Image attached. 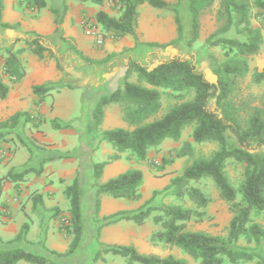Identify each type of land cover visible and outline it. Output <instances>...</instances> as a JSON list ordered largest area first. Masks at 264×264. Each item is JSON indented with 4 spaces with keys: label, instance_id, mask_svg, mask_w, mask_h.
Listing matches in <instances>:
<instances>
[{
    "label": "trees",
    "instance_id": "trees-1",
    "mask_svg": "<svg viewBox=\"0 0 264 264\" xmlns=\"http://www.w3.org/2000/svg\"><path fill=\"white\" fill-rule=\"evenodd\" d=\"M79 3L103 5L108 0H76ZM117 16L104 9L96 12V23L110 32L114 41L126 36H132L139 43L137 27L140 17V7L149 5L156 9L169 10L174 13L177 35L168 42H147L151 47H177L184 37V27L179 11L167 0H109ZM190 10V35L188 44L199 39L202 15L213 6L216 0H188ZM18 0V4H23ZM26 7L31 10L48 8L56 16L57 22H62L67 10L64 5L62 12L55 8L50 0H26ZM264 10V0H220L217 11L218 29L210 34L205 43L208 47L219 46L224 50L225 59L212 66L213 79L206 77L190 58L175 54L161 60L152 67L142 65L139 61L129 58L123 66V82L109 93L95 97L90 110L95 128L98 129L105 115V108L110 104L121 107L123 119L130 128L115 127L100 131L99 143L105 141L112 144L114 153L107 160L93 161V182L91 205L94 219L104 220L102 225L116 223L121 220H133L143 224L154 211H159L154 219L161 226L152 232L149 240L153 244L160 242L176 246L199 262V264H223L228 257L231 262L253 261L264 264V256L257 252L264 242V226L254 221V214L264 212V91L257 96L252 93L243 95L240 89L241 81L251 75L255 84L264 83V69L252 70L249 56L264 48V33L261 27L252 22L253 9ZM4 0H0V24L7 28L19 27V23L10 24L2 21ZM95 26V27H96ZM232 32V35L226 33ZM63 41L68 43L78 56L88 65L99 63L79 50L72 39L61 34ZM6 48L4 74L9 81L16 82L26 74L24 56L33 54L39 59L46 55L58 59V50L51 46L46 37L35 33L31 39H25L26 46ZM115 54H109L103 61L111 59ZM192 55V52H190ZM135 78V80H132ZM54 87L46 84L33 86V92L42 102L48 92ZM178 101L160 114L162 108V91ZM10 87L0 76V98L8 96ZM192 97L186 99L187 95ZM21 117L37 126L40 121L29 112H17L9 119L0 122V129H14ZM193 127L192 137L197 143L212 142L217 149L206 157L193 159L181 174L170 179V183L162 190H154L137 210H120L111 215L99 218L101 199L103 195L114 198H125L137 201L141 198L144 184V172L138 168H130L113 177L105 183L99 180L105 166L122 157L126 152L133 153L138 159L147 160L151 149L159 151L167 139L178 141L184 130ZM5 132H0V140ZM99 143L94 150L99 148ZM194 147L185 141L175 152L172 159L163 157L165 163L173 159L192 156ZM242 163L244 179L235 186L227 174L229 163ZM32 168H26L14 177L22 178ZM211 178L220 190L221 196L229 204L233 213L225 236L209 234L187 228V223L202 221L209 214L206 208L211 202L200 187L191 182L202 178ZM69 201V215L63 219L59 231L65 232L70 238L69 247L65 252H59L46 247L45 243H32L26 239L29 223H24L21 233L15 240L8 241V248L0 250V264H16L21 260L33 264H58L75 255L81 246L85 234V222L82 210V191L79 175L64 190ZM161 196V197H160ZM171 198L172 203L160 201L153 204L156 198ZM238 198H240L238 200ZM34 206H44L41 194H33ZM186 200L192 205L184 204ZM53 217L60 215V208L54 207ZM99 226L96 239L100 238ZM244 241L246 245H241ZM1 242V239H0ZM24 242L36 253L21 247H11L12 243ZM31 244V245H30ZM100 248L93 257V264L105 260L104 254L121 255L129 260V264H191L185 258L170 254L162 257L154 253L140 252L134 245L99 243ZM38 246V247H37ZM39 248V249H38ZM56 259H53L52 257ZM79 257V255H76Z\"/></svg>",
    "mask_w": 264,
    "mask_h": 264
},
{
    "label": "crops",
    "instance_id": "crops-1",
    "mask_svg": "<svg viewBox=\"0 0 264 264\" xmlns=\"http://www.w3.org/2000/svg\"><path fill=\"white\" fill-rule=\"evenodd\" d=\"M15 1L16 0H4L2 21L10 24L19 23V27L7 28L0 24V76L10 87L8 96L5 99L0 98V122L9 119L17 112L31 113L32 116H35L37 120L40 121L37 126H34L31 122H27L25 117H21L15 128L18 126H26L27 131L31 133L30 136H34V142L36 144L44 145L46 148H44L40 154L35 150L36 147L32 148L27 143V146L29 145L28 150L32 151L33 154V157L31 158L30 153L22 152L18 144H12V142H15L18 139L13 136V131H15V129H0V132H5V137L0 140V250L2 248H9L10 244H7V242L15 240L17 236H19L22 225L25 223L24 220L26 215H33V213H36L40 216V218L36 217V221L39 223L45 222L46 226L49 225V229L50 226H52L54 231L59 229L61 220L69 215V204L66 202L68 199L63 192V196H65L63 197L64 207L67 211L62 214L60 212V215L53 217L54 211L52 209L54 207L59 205L62 207H59L61 210L64 208L61 206L63 202H58L61 194H58L57 192L56 194L54 193L56 190L53 188V180L49 177V175L54 172L59 173L61 175L60 178L62 180L66 179V181H73L78 175L80 178L82 210L86 230L81 246L76 251V255H92L97 251L100 242L105 244H133L138 250H140L142 245V235L140 234V231L136 232L134 228L125 221L112 224V229L108 226H102L100 228L99 241L96 242L95 240L94 244L92 243L93 245H90L89 249L85 248V240L88 239V236L90 235L89 232H91L88 230L86 213L89 212L87 209L88 207L92 209L90 199L93 182V158L99 155L106 156L108 159L110 155L114 153L112 144L105 141L99 143L100 131L115 127L128 128L127 122L123 119L121 107L118 104L113 103L106 106L103 121L98 129L95 128L94 121L90 115V110L97 95L109 93L113 91L118 84L123 82V70L114 71L109 74H102L100 78L95 79L88 69V64L82 61L78 54L69 47L68 43L62 40L61 34L72 39L79 50L94 60L100 61L103 58V55L107 57L109 54L113 53L115 54L111 58V61H113L120 55L122 59L120 68L122 69L129 58L137 60L142 65H145L143 59L147 58L148 54L152 52V47L146 44L147 41L145 42L140 37L139 43H136L132 36H126L120 40L114 41L111 33L104 31V33L108 35L106 36L107 41L104 49L99 50L95 47L94 36L91 34L92 31L88 29V24L85 23V21L89 19V16L86 15H91V13H85L84 6L78 5L70 10L68 8L62 22H57L58 20L56 21V16L50 10H47L48 8L40 11L36 10V19L31 20L30 22L25 18H22L23 14L20 12L22 9L17 8V2ZM82 4L87 5V3ZM58 9H60V7ZM100 9L108 11L101 7L98 10ZM89 23H96L95 15L92 16V18L90 17ZM35 33L44 35L47 42L54 48H57L58 55L60 54V56L66 57L65 61L71 57L73 61H78L77 65L70 63L68 65L70 68H61V66L59 68V56L58 59H56L46 55L44 58L39 59L37 56L28 53L24 56L26 66L25 76L16 82L9 81L8 76L3 73L5 58L7 55L6 48L12 46L13 40L15 39H17V43L15 44L16 48L26 46L25 39L33 38ZM176 33L171 39L176 37ZM137 35L139 36L138 33ZM80 64L83 65L78 68V65L80 66ZM69 74L73 75V78L68 79ZM40 84L54 87L48 92L42 102H38L39 96L33 92V86ZM57 89L64 91V93L66 92L68 95L72 90H82V114L76 115V111L72 109L68 103L57 105L54 101L48 105V96ZM112 112H115V114L111 118ZM72 120L81 123L80 129L72 131L77 134V145L75 146L76 151L73 154L74 157L71 159L73 167L67 169L66 167H62L61 164H54L51 162L45 163L51 157L46 153L48 152V148L51 151L59 150L63 148L64 144L67 142V138L63 135L66 128L72 127ZM115 122H119L118 125H115ZM104 127L105 129H103ZM54 130L62 133L63 137L61 135L55 136ZM93 133L96 135L94 136ZM98 143L99 148L94 151V147ZM150 156L151 150L149 151L147 160L138 159L131 152L122 154L120 159L110 162L105 166L99 182L105 183L109 179L118 176L120 173L130 168L141 169L143 167L144 170L147 171L148 167L146 166ZM15 160L18 161V164H13V161ZM64 162H66V160H64ZM29 167L36 171L34 173L35 176L28 177L30 174V172H28L20 179L14 177L16 174ZM39 182H43L42 188L38 187ZM34 192L42 195L44 206H34ZM48 193L52 195H49ZM55 196L57 198H55ZM133 202V200L125 198H114L109 195H103L99 218L102 219L105 216L111 215L120 210H134L136 208L133 206ZM139 207L140 206L137 208ZM211 213L212 211L208 212V214ZM101 225L102 222L101 224H98L97 228L94 227L95 234L98 227ZM115 230H117L116 233H114ZM194 230L208 232L200 225H197V228H194ZM30 232L26 236L27 240H29L28 236ZM45 232L48 233V228H46ZM58 233L59 234L56 238L55 236L57 234H54L55 236L53 237L50 236L51 238L49 240L48 248L59 252H65L68 248L69 242H63L61 233L59 231ZM39 236L40 231L37 230L35 240H37ZM45 240H47V236ZM149 244L148 246L152 248L151 252L155 253L157 244L151 242ZM11 247H21L27 250H33L24 242L12 243ZM33 251L36 253H42L41 250ZM185 259L189 261L187 257ZM21 261L16 264H19Z\"/></svg>",
    "mask_w": 264,
    "mask_h": 264
},
{
    "label": "rangeland",
    "instance_id": "rangeland-1",
    "mask_svg": "<svg viewBox=\"0 0 264 264\" xmlns=\"http://www.w3.org/2000/svg\"><path fill=\"white\" fill-rule=\"evenodd\" d=\"M23 1L24 2L21 5L18 4V0L15 1L17 2L16 3L17 8L22 9V11L19 10L23 14L22 18H25L26 20L31 22V20L36 19V12L26 7V0H23ZM50 2L53 4V6L58 7V8L60 7L59 9L60 12L63 11L64 9L63 7L66 4L69 10L73 9L74 7L78 5L84 6L83 7L85 8L84 12L91 13V15H86V16H89V19L90 17L92 18V16L96 14L97 10L100 7L107 9L110 14L117 16V12L116 10L112 8V3L109 0L106 1L103 5H94L90 3H87L86 5V4L78 3L76 0H50ZM169 2L180 13L185 35L178 42L177 47L171 46V45L167 47H152L151 49L152 52L148 54L147 58L143 59V61L145 62V65L152 67L154 64H156L157 62L161 60L168 59L175 54H179L183 58H190L191 60H193L197 64L198 69L203 71L207 78L213 79L214 75L212 73V66L214 63H219L225 59L224 50L219 46L208 47L205 43V40L210 34L214 33L220 25V23L217 21V11L220 6V0H216L213 6L209 8L202 15L200 37L198 40L193 42L192 46L188 44V39L190 37V35L188 34L190 30L189 1L188 0H170ZM139 10H140V17H139V23L137 27V33L139 34L138 37H140L145 42L146 41L147 42L156 41L160 43H165L171 40V38L176 33V24H175L173 12L169 10L156 9L149 5H143L140 7ZM89 19H87L85 23L88 24V27H89L88 29L92 31L91 34L94 36L95 47H97L99 50H103L105 47L106 41H107L106 36L108 35L104 33L105 30L102 27L96 26V25L95 27L93 25L94 23H89ZM252 22L254 26L261 27L264 33V10L263 9H257V8L253 9ZM232 34H233L232 32L226 33V35H232ZM98 35H101L103 37V43L97 42ZM190 52H192V55H190ZM105 58L106 56L103 55V58L101 59L102 61H100L99 64L88 65V69L90 70V72L92 73L95 79L100 78L102 74H109L114 71L123 70L122 68H120L121 61H122L120 55L113 61H111L112 59L103 61V59ZM65 59L66 57L60 56L59 54V59H58L59 68L60 66L61 68L68 67L70 63L74 65H77L78 63V61H75V60L73 61L71 57L68 59L69 61L68 60L65 61ZM249 60H250V65H251L252 70L254 69H257L259 71L263 70L264 69V48L260 49L258 53L249 56ZM82 65L83 64H80V66L78 65V68H80ZM72 76L73 75L69 74L68 79L73 78ZM132 80H135V78H132ZM240 89L242 90V93L245 96H247L250 93L259 96L264 91V83H261V84L253 83L251 81V75L249 74L241 81ZM160 90L162 91V99H161L162 108H161L159 115L166 112L169 109V107H171L178 101L175 97L171 96L167 90H164V89H160ZM82 93H83L82 90L76 89V90H72L70 94L68 95L66 92L64 93V91L57 89V90H54L52 94L48 96L47 103L48 105H50L54 101H55V104L57 105H64L65 103H68L72 107V109L76 111V115H80L83 112ZM191 97H192V94H189L187 95L186 99H189ZM111 114H112L111 115V118H112L115 112H112ZM118 123L115 122V125H118ZM72 124H73L72 127L66 128L65 133L63 135L65 136V138H67V142L64 144L63 148L59 150H53V151H51L48 148V152L46 153L51 157L45 163L51 162L54 164H61L62 167H66L67 169L68 168L70 169L73 167V163L71 159L74 157L73 154L76 151L75 146L77 145V141H76L77 134L72 131L73 130L77 131L78 129H80L81 123L77 122L76 120H72ZM105 127L103 129H105ZM127 127L130 128L129 125H127ZM193 127H194L193 125L190 127H187L184 130L183 135L180 140L175 141L172 139H167L163 142L161 149L159 151H157L156 149H151V156L149 157V161L147 162V166H146L148 167L147 171H145L143 167L141 168L144 172L145 180H144V184L141 189V194H142L141 198L138 201L133 202L134 203L133 206H135L136 208L134 210H137L138 206L141 207L143 203L153 195L154 190H162L163 188H165L170 183V179L177 174H181L184 171V169L190 163H192L193 159H195L196 157L210 156L218 148L217 145L212 142H205V143L195 142L192 137ZM14 129L15 131H13V136L17 137L18 139L15 142H12V144L13 145L18 144L22 152L30 153L31 158L33 157L32 156L33 154H32V151L28 150L29 145L32 148L36 147L35 150H37L40 154L42 153V150L46 148L44 145L36 144L34 142L35 138L34 136H30L31 133L27 131L26 126L24 127L18 126L17 128H14ZM54 135L62 136V133H59V131L54 130ZM93 135L95 136L96 134L93 133ZM20 141L23 145L20 143ZM185 141H189L192 143L194 147V154L192 156H186L183 158L173 159L172 162L165 163L163 161V157L166 156L169 160L172 159L174 157L176 150ZM27 143L29 144L28 146H27ZM105 159H107L106 156L98 155L93 158V161L101 162V161H104ZM64 160H66V162H64ZM17 162L18 161L15 160L13 161V164H18ZM45 165H44V168H45ZM244 167H245L244 164L235 163V162L229 163L227 167V174L235 186H238L244 179V174H243ZM35 172L36 171L32 169L28 177L35 176L34 175ZM60 176L61 175L57 172H54L51 175H49L50 179L53 180V188L56 190L54 193L56 194L57 192L58 194H61L58 202L59 203L63 202L61 206L64 207V198H63L65 197L63 196L65 194V193L63 194L64 188L67 187L68 184L72 183V181L71 180L66 181V179L62 180ZM43 182H39L38 184L39 188H42ZM191 184L197 187H200L208 196H210L211 202L209 203L206 210H207V213L212 211L211 213L212 215L209 214L202 221L192 220L188 222L187 228L194 230V228H197V225H200V226H203V228L206 231H208L209 234L225 236L227 234L229 223H230L233 213L231 212L227 201L221 196L220 190L214 184L212 179L208 177L202 178L198 181H193L191 182ZM48 194L52 195L50 193ZM160 197L156 198L153 204H158L161 200L166 203L173 202L171 198L164 197L161 199ZM55 198L57 197L55 196ZM239 199L240 198H238V200ZM66 202H68L69 204V201H66ZM184 204L187 206L192 205L191 201L189 200H186ZM56 207H60V206L58 205ZM64 208L62 210L60 209L61 214L67 211L66 208L65 209ZM87 209L89 211L86 213L87 226H88V230L91 232H89L90 235L88 236V239L85 240V243H86L85 248L89 249L90 245L92 246L95 240L96 242L99 241L96 239L95 228H97L99 223L100 224L101 222L103 223L104 220H99V221L95 220L93 210L90 207H88ZM52 210L55 213V210L54 209ZM130 211H133V210H130ZM158 213L160 212L154 211L148 218H146L143 224H139L133 220H121V221H125L129 223L130 226L133 227L136 232L140 231V234L142 235V245L139 251L142 253H145V254L152 253L151 252L152 248L148 246V244L150 243L148 240V237H150V235L152 234L154 230L161 228V226L157 224L154 219L155 215ZM36 217L40 218V216H38L36 213H33V215H26L25 217L24 222L29 223L30 229H31V232L29 229L30 234L28 236V239L31 240L32 243H36V244L39 243V245L42 242H44L46 247H49V242H50L49 240L51 238L50 236L53 237L55 236L54 234H57L55 236L56 238L59 234L58 233L59 229L54 231V229H52V226H50V229H49V225L46 226L45 222L39 223L38 221H36ZM253 219L254 221H257L264 226V212L260 214H254ZM116 223H112V224H116ZM62 224H63V220H61V226ZM112 224L102 225V226H108L110 229H112L113 227ZM46 228H48V233L45 232ZM37 230L40 231V236L38 237L37 240H35L36 235H37ZM59 232L61 233V236L63 238L62 241L65 243H68V242L70 243L69 236L66 235L64 231L63 232L59 231ZM116 232L117 230L114 231V233ZM46 236H47V240H45ZM240 244L246 245L244 241H241ZM129 245H133V244H129ZM99 248H100V245L98 246L97 251L99 250ZM42 249L43 248H41V250ZM256 250L258 253L264 256V242L261 244L259 248H256ZM97 251L94 252L92 255L79 254V257L76 256V253H75V255H71L66 260L59 262V264H93V257L95 256ZM154 254H157L162 257L168 256L170 254L178 258L187 257L191 264H199L198 261L193 259L188 254H186L180 248L176 246H171L163 242H160L157 244ZM104 257H105V260H98L94 264H129V260L126 257H123L121 255L107 253V254H104ZM52 258L56 259L54 256ZM19 264H33V263H30L27 261H21ZM224 264H257V261L253 260V261L231 262L229 258L226 257Z\"/></svg>",
    "mask_w": 264,
    "mask_h": 264
},
{
    "label": "built area",
    "instance_id": "built-area-1",
    "mask_svg": "<svg viewBox=\"0 0 264 264\" xmlns=\"http://www.w3.org/2000/svg\"><path fill=\"white\" fill-rule=\"evenodd\" d=\"M97 42L98 43H103V37L101 35H98Z\"/></svg>",
    "mask_w": 264,
    "mask_h": 264
}]
</instances>
